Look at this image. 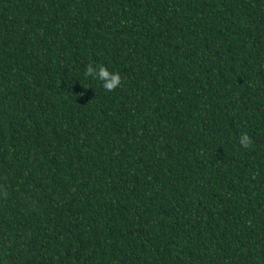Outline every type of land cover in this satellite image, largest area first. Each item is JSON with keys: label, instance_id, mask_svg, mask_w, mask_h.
Listing matches in <instances>:
<instances>
[{"label": "trees", "instance_id": "trees-1", "mask_svg": "<svg viewBox=\"0 0 264 264\" xmlns=\"http://www.w3.org/2000/svg\"><path fill=\"white\" fill-rule=\"evenodd\" d=\"M0 264H264V0H0Z\"/></svg>", "mask_w": 264, "mask_h": 264}, {"label": "clouds", "instance_id": "clouds-1", "mask_svg": "<svg viewBox=\"0 0 264 264\" xmlns=\"http://www.w3.org/2000/svg\"><path fill=\"white\" fill-rule=\"evenodd\" d=\"M87 72H90L91 71V66L89 65L86 69ZM109 75L111 76L112 78V85L111 86H106L105 84H103V87H105L107 90H112L119 82H120V77L118 74H115V73H112ZM241 142L244 143V144H247L248 143V137L246 134H242L241 135Z\"/></svg>", "mask_w": 264, "mask_h": 264}]
</instances>
